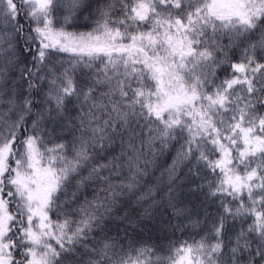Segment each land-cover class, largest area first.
<instances>
[{
	"label": "snow or ice",
	"instance_id": "1",
	"mask_svg": "<svg viewBox=\"0 0 264 264\" xmlns=\"http://www.w3.org/2000/svg\"><path fill=\"white\" fill-rule=\"evenodd\" d=\"M0 264H264V0H0Z\"/></svg>",
	"mask_w": 264,
	"mask_h": 264
},
{
	"label": "trees",
	"instance_id": "2",
	"mask_svg": "<svg viewBox=\"0 0 264 264\" xmlns=\"http://www.w3.org/2000/svg\"><path fill=\"white\" fill-rule=\"evenodd\" d=\"M165 163V161L162 159L161 160V165H163ZM157 175H158V173H157Z\"/></svg>",
	"mask_w": 264,
	"mask_h": 264
}]
</instances>
